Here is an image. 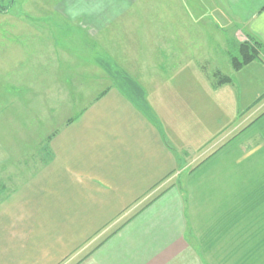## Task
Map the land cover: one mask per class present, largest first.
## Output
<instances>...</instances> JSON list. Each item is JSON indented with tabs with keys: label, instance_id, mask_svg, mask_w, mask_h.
<instances>
[{
	"label": "crops",
	"instance_id": "0c3cea01",
	"mask_svg": "<svg viewBox=\"0 0 264 264\" xmlns=\"http://www.w3.org/2000/svg\"><path fill=\"white\" fill-rule=\"evenodd\" d=\"M137 1L62 0L41 15L52 22L51 14L88 34L106 24L131 27L135 19L147 37L142 16L149 11L136 8ZM201 1L202 10L211 14L215 8L222 23L232 22L235 33L239 29L264 44V0ZM173 3L187 27L169 26L167 34L165 27L161 34L157 28L155 43L147 38V47L158 50L154 71L121 74L137 82L143 102L138 104L121 83L101 90L32 153L29 159L37 155L40 160L32 162L33 169L24 159L14 168L18 182L8 187L1 180L0 264H264V101L253 103L254 112L226 135L219 127L208 128L214 134L207 144H213L204 151L198 147L199 154L185 164L164 141L155 120L145 115L154 117L145 97L148 80L160 86L175 74L173 69L188 67L191 76L185 74L204 80L200 85L207 90L210 85L238 90L236 76L244 69L235 71L228 60L226 43L232 40L226 32L213 33L229 27H217L219 18L211 17L212 34L199 41L202 33L196 30L209 28L189 15L192 9L182 0ZM34 12L28 9L24 16ZM10 14L7 8L0 10L2 17ZM197 53L205 60H196ZM221 57L228 74L215 64ZM204 61L232 80L214 87L216 71L206 69ZM232 104L236 112V95Z\"/></svg>",
	"mask_w": 264,
	"mask_h": 264
},
{
	"label": "rangeland",
	"instance_id": "374dc122",
	"mask_svg": "<svg viewBox=\"0 0 264 264\" xmlns=\"http://www.w3.org/2000/svg\"><path fill=\"white\" fill-rule=\"evenodd\" d=\"M61 1L0 0L1 10L7 8L11 13L10 17L0 15V23H10L6 28L0 26V160L5 157L7 161L0 162V182L4 181L8 187L18 182L15 166L21 167L24 159H28L33 169L36 166L34 163L40 160L37 155L29 158L39 150V145L52 135L51 132L55 133L68 119L74 118L79 109L101 90L120 86L121 80L117 76L131 69L143 72L156 69L153 63L158 50L152 46L148 48L146 41L148 38L155 43L157 28L161 34L162 27H165L167 34L171 32L169 26L175 28L182 24L187 27L177 13L178 6L172 4L173 0H138L135 7L147 8L149 11L147 16H142L144 26L149 28L147 37L143 36L144 28L141 29L139 20L135 19L132 28L130 23L127 27L123 22L113 27L102 25L95 34L82 33L72 25L51 17V14L52 22L46 20L48 16L41 15L48 7L58 6ZM182 1L187 9H192L189 15H194L204 28H209L195 29L202 33L198 37L203 40L199 41L209 40L212 34V25L208 24L213 23L211 17L219 18L216 26L222 29L229 27L222 33L213 29L214 34L220 36L226 32L227 38L238 44L247 40L246 35L238 32L239 29L235 33L232 22L222 23L220 16H214L215 8L211 7L214 14H209L207 8L202 10L199 7L201 0H191L193 3L190 0ZM212 2L215 5L216 0ZM180 6L186 17L181 3ZM28 9H34L35 12L24 16ZM171 11L174 16L170 14ZM11 16L14 22L9 21ZM22 16L24 20H21ZM193 31L192 28L189 30L191 35ZM173 35L176 38V29H173ZM195 39L189 41L195 42ZM127 40H131L132 44ZM230 44L226 43L228 51L233 48ZM194 57L199 61L205 60V56L199 53L194 54ZM141 59L143 66L140 65ZM215 64L223 73H229V65L224 57ZM202 65H206L208 70H219L218 67L210 66L208 61L202 62ZM172 71L175 74L171 79L163 80L160 86H155L156 80H148L151 81L149 86H144L145 97L154 117L149 113L145 115L149 120H155L164 141L180 156L182 164L187 163L191 156L199 154L198 147L203 146L201 151H204L213 144H207L209 137L214 134L208 128L219 127L222 134L226 135L254 112L256 105L253 106V103L264 101V61H254L244 66L236 76L235 87L238 90L230 85L216 90L210 85L208 91L200 85L204 80L189 77L192 73L190 68ZM183 73L189 75L184 76ZM180 75L186 81L179 78ZM235 95L239 103L236 112L232 104ZM7 153L15 157L6 158ZM4 163L9 167H4L7 170H3ZM184 175L181 174L178 179Z\"/></svg>",
	"mask_w": 264,
	"mask_h": 264
},
{
	"label": "trees",
	"instance_id": "16d2710c",
	"mask_svg": "<svg viewBox=\"0 0 264 264\" xmlns=\"http://www.w3.org/2000/svg\"><path fill=\"white\" fill-rule=\"evenodd\" d=\"M1 10V7H0ZM231 47L228 51V58L230 60V64L235 71L240 70L242 67L249 65L254 61H264V44L254 37L247 36L246 41H242L239 44L235 42H231ZM237 45V47L235 46ZM125 76V77H124ZM123 77H119L121 80L122 87L124 90L133 97L137 103L143 102V94L140 86L132 80L130 77L124 75ZM232 78L228 75L222 74L219 71L214 73V87H218L223 83L230 82ZM161 193V192H160ZM159 194H157L158 196ZM156 197V196H155ZM151 199L150 201H152ZM148 201V202H150ZM121 223L114 231H112L109 235L113 234L117 229H119L122 225ZM108 235V236H109ZM108 236L103 238L104 241Z\"/></svg>",
	"mask_w": 264,
	"mask_h": 264
}]
</instances>
